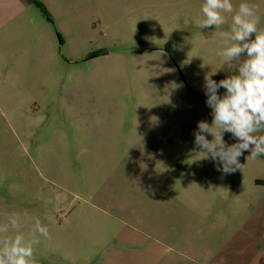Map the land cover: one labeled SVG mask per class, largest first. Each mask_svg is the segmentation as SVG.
Masks as SVG:
<instances>
[{"label":"rangeland","instance_id":"374dc122","mask_svg":"<svg viewBox=\"0 0 264 264\" xmlns=\"http://www.w3.org/2000/svg\"><path fill=\"white\" fill-rule=\"evenodd\" d=\"M203 3L0 0V220L48 228L37 264H264V156L224 174L194 149L204 76L235 71Z\"/></svg>","mask_w":264,"mask_h":264},{"label":"clouds","instance_id":"9594fccd","mask_svg":"<svg viewBox=\"0 0 264 264\" xmlns=\"http://www.w3.org/2000/svg\"><path fill=\"white\" fill-rule=\"evenodd\" d=\"M201 13L200 29H219L226 16H231L229 30L219 33L224 46L217 55L235 71L219 81L212 77L222 69L204 76L202 89L212 120L197 122L194 149L203 154L202 159L214 162L218 171L230 174L242 170L245 164L240 158L245 153H249L246 160L264 156V28L256 4L234 6L232 0H204ZM220 89H224L222 94ZM226 133L234 143L224 139ZM33 222L35 230L26 239L20 231L24 224L20 213L12 212L0 220V234L15 233L0 240V264H37L36 233L47 238L49 232L39 218L33 217Z\"/></svg>","mask_w":264,"mask_h":264},{"label":"crops","instance_id":"0c3cea01","mask_svg":"<svg viewBox=\"0 0 264 264\" xmlns=\"http://www.w3.org/2000/svg\"><path fill=\"white\" fill-rule=\"evenodd\" d=\"M37 31H36V34H35V41L36 40H39V39H43V40H46L47 39V41H49L50 42V34H49V31H48V29L44 26V24L42 23V21L41 20H39V23H38V25H37ZM41 29L43 30V31H41ZM41 33H42V36H41ZM39 52H40V49H38V48H36V51H35V57H37L38 56V54H39ZM43 52L45 53L46 52V47H43ZM255 186L257 187V188H262V187H264V179H257V180H255ZM262 209H264V201H262L261 203H260V208L258 207L257 208V210H260L261 212H262ZM245 235V234H244ZM255 235H257V233H255L254 231H250V233L249 234H246L243 238H252V237H254ZM260 237H262V236H264V233H260V235H259Z\"/></svg>","mask_w":264,"mask_h":264},{"label":"trees","instance_id":"16d2710c","mask_svg":"<svg viewBox=\"0 0 264 264\" xmlns=\"http://www.w3.org/2000/svg\"><path fill=\"white\" fill-rule=\"evenodd\" d=\"M36 5L41 9V12L44 15V17L46 18V20L48 22H51V18L49 17L48 12L45 10V8L43 7V5L41 3H39V2H37Z\"/></svg>","mask_w":264,"mask_h":264}]
</instances>
